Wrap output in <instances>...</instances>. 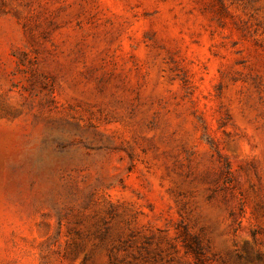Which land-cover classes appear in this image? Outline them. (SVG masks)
I'll use <instances>...</instances> for the list:
<instances>
[{
	"label": "rangeland",
	"instance_id": "obj_1",
	"mask_svg": "<svg viewBox=\"0 0 264 264\" xmlns=\"http://www.w3.org/2000/svg\"><path fill=\"white\" fill-rule=\"evenodd\" d=\"M0 264H264V0H0Z\"/></svg>",
	"mask_w": 264,
	"mask_h": 264
}]
</instances>
